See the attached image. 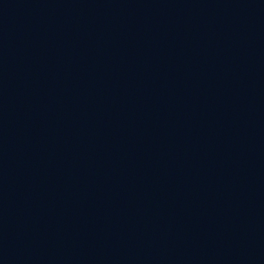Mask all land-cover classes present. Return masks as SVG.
<instances>
[{
  "label": "water",
  "instance_id": "water-1",
  "mask_svg": "<svg viewBox=\"0 0 264 264\" xmlns=\"http://www.w3.org/2000/svg\"><path fill=\"white\" fill-rule=\"evenodd\" d=\"M0 264H264V0H0Z\"/></svg>",
  "mask_w": 264,
  "mask_h": 264
}]
</instances>
